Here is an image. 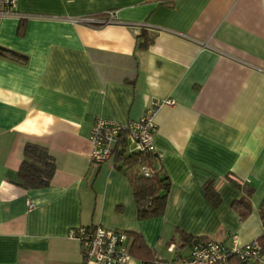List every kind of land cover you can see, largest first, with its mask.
I'll return each instance as SVG.
<instances>
[{
	"label": "crops",
	"instance_id": "0c3cea01",
	"mask_svg": "<svg viewBox=\"0 0 264 264\" xmlns=\"http://www.w3.org/2000/svg\"><path fill=\"white\" fill-rule=\"evenodd\" d=\"M14 11L0 15V49L25 56L0 53V264H82L68 236L80 225L139 236L128 264L186 255L182 234L227 247L264 238V0H17ZM109 11V24L74 21ZM152 100L170 101L153 137L170 188L164 212L143 219L114 154L89 168L88 136L96 117L124 124ZM26 142L54 159L45 187L17 182Z\"/></svg>",
	"mask_w": 264,
	"mask_h": 264
},
{
	"label": "built area",
	"instance_id": "2783aa9c",
	"mask_svg": "<svg viewBox=\"0 0 264 264\" xmlns=\"http://www.w3.org/2000/svg\"><path fill=\"white\" fill-rule=\"evenodd\" d=\"M17 0H0V15L15 14L14 7ZM115 19L114 11L107 12L103 17H79L75 22L91 25L112 23ZM169 100H152L145 111L136 119L126 123L96 117L90 128L88 140V166L95 169L100 163L107 161L121 146L125 139L127 150L147 152L151 151L159 158L161 153L153 143L156 130L155 114L162 105L169 104ZM141 173L148 176L147 168L142 167ZM32 208V203H28ZM68 236L78 241L81 250L82 264L95 262L97 264H128L131 259L130 238L126 231L111 229L99 225H80L70 228ZM236 239V235H232ZM262 246L257 239L242 245L227 247L210 238H198L189 248V252L177 259H162L156 257L149 264H230V258L252 263L261 256Z\"/></svg>",
	"mask_w": 264,
	"mask_h": 264
},
{
	"label": "trees",
	"instance_id": "16d2710c",
	"mask_svg": "<svg viewBox=\"0 0 264 264\" xmlns=\"http://www.w3.org/2000/svg\"><path fill=\"white\" fill-rule=\"evenodd\" d=\"M160 4L171 5L174 0H156ZM0 53L12 54L13 57L25 58V56L0 49ZM114 161L119 168L128 177L132 187V192L137 206L139 218H150L161 215L166 205V197L170 188L168 176L164 172L161 159L157 154L147 151H128L125 139L122 140L121 146L114 153ZM145 167L149 171V175L145 176L141 173V168ZM55 163L53 157L47 148L41 144L34 142H26L22 149V160L17 171V182L23 188H41L48 185L50 178L54 174ZM223 179L231 182L237 189L242 190L245 186L244 181L240 180L233 174H226ZM217 180L208 179L204 182L202 189L206 201L213 207L220 204L221 198L218 194ZM231 206L236 210L243 219L250 212V203L247 199H239L232 202ZM259 214L264 219V203L261 204ZM183 242L191 245L198 238L205 237H189L182 234ZM264 245V238H257ZM143 244L139 236H133L131 252L133 249L141 250ZM156 258L155 255L149 254L142 260L141 264H149ZM245 263L239 261L236 257L230 258V264H256Z\"/></svg>",
	"mask_w": 264,
	"mask_h": 264
},
{
	"label": "rangeland",
	"instance_id": "374dc122",
	"mask_svg": "<svg viewBox=\"0 0 264 264\" xmlns=\"http://www.w3.org/2000/svg\"><path fill=\"white\" fill-rule=\"evenodd\" d=\"M173 255H174V253H173Z\"/></svg>",
	"mask_w": 264,
	"mask_h": 264
}]
</instances>
